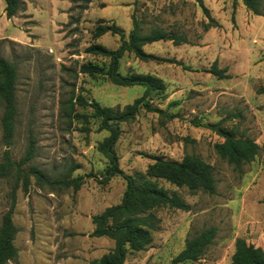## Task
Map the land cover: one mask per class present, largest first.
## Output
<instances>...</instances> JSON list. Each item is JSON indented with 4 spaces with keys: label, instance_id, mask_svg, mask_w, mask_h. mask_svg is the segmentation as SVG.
I'll use <instances>...</instances> for the list:
<instances>
[{
    "label": "rangeland",
    "instance_id": "1",
    "mask_svg": "<svg viewBox=\"0 0 264 264\" xmlns=\"http://www.w3.org/2000/svg\"><path fill=\"white\" fill-rule=\"evenodd\" d=\"M0 1V57L17 71L11 157L16 163L23 159L33 137L34 156L24 169L35 166L50 179L84 177L75 190L30 175L27 191L16 170L0 178V226L18 187L13 214L17 254L7 264H98L115 246L110 237L90 236L92 216L119 204L127 182L122 175L102 182L109 161L98 145L109 132L100 130L101 119L76 99L81 95L123 109L145 88L80 73L85 62L109 61L87 54L90 44L111 49L121 45L118 35L93 37L100 18L123 28L127 39L136 18L145 34L160 28L188 41L176 46L161 40L144 46L145 51L176 63L144 62L129 52L121 59L123 74L149 73L166 84L150 100L163 112L141 108L133 121L120 124L115 149L121 169L127 174L146 173L157 157L181 160L198 155L212 165L216 178L214 194L193 193L160 181L177 190L191 210L158 209L161 229L154 233L151 246L129 253L124 264H171L189 235L211 226L218 229L212 245L199 261L183 264H229L238 238L264 249V15L249 10L242 0H203L216 27L196 0L198 8L187 2L137 6V0H91L83 12L78 8L81 0H21V10L7 19L5 1ZM215 62L228 68L230 78L219 79L209 72ZM2 113L0 100V162L8 149L2 138ZM212 125L254 139L260 153L241 168L229 164L215 149L224 138ZM73 166L78 168L72 170Z\"/></svg>",
    "mask_w": 264,
    "mask_h": 264
},
{
    "label": "trees",
    "instance_id": "2",
    "mask_svg": "<svg viewBox=\"0 0 264 264\" xmlns=\"http://www.w3.org/2000/svg\"><path fill=\"white\" fill-rule=\"evenodd\" d=\"M7 19H11L21 10V0H4ZM83 5L79 9L83 12L88 9L91 0H81ZM157 1V0H137ZM202 7L204 13L211 19V26H218L213 19L203 0H196ZM245 6L257 15H264L261 0H242ZM134 27L126 38V32L116 23H110L100 18L93 30V37L98 38L104 34L111 33L120 36L121 45L117 49L108 48L100 43L90 44L85 52L87 54L101 56L108 59V63L100 64L89 61L80 66V73L95 77L106 76L112 83L120 86H142L144 94L135 99L132 104L126 105L123 109L117 107L103 106L95 99L88 100L78 96L76 101L80 106L93 109V116L101 119L100 130H106L109 135L98 145V150L108 159L105 179L122 175L127 182L122 201L117 205L106 208L102 213L92 216L94 229L91 237H107L115 242V246L108 253H105L98 261V264H124L129 253L147 250L152 242L155 232L161 229V220L157 214L158 209L173 208L190 211L191 205L183 198L177 190H170L160 184V181L174 184L177 188L186 187L190 192L199 190L214 194L216 192V178L213 167L210 163L198 155H186L181 160L157 157L155 162L149 166L146 173L127 174L120 167L119 155L115 149L122 129L120 124L133 121L139 114L141 108L150 111L159 110L151 103V94L165 90L166 84L160 77L149 73L123 74L120 71V62L126 53H134L135 56L144 61H167L176 63L171 59H165L153 53L145 51L144 46L161 41L170 40L174 44L188 43L187 38L169 34L160 28H154L150 33H143L136 18H133ZM209 24L205 25L208 29ZM184 68H189L183 63ZM210 73L219 79L230 78L228 68H220L215 62ZM16 67L3 57H0V100L3 113L1 125L3 140L8 149L4 152L3 160L0 162V178L8 177L15 170L23 178V188H29V177L34 175L38 181L48 184H56L63 187H72L75 190L81 188L84 177L50 179L46 174L35 166L24 169L23 165L29 162L34 156L35 140L31 138V144L26 156L16 163L11 157L10 146L15 134L16 119ZM77 118H86L84 114H76ZM200 125V123H198ZM212 129L224 138L222 142L215 144V149L222 159L236 168L251 163L260 153V145L252 138L245 135H238L232 130L212 125ZM78 166H73L75 170ZM71 170V171H72ZM89 176H94L90 174ZM14 187L11 198L12 204L3 215L0 226V264H7L17 254L15 246V235L17 228L13 221V214L16 205V190ZM218 233L215 226H211L189 235L185 240V247L173 258L171 264H183L199 261L206 250L214 242ZM229 264H264V249L244 238L235 241V251Z\"/></svg>",
    "mask_w": 264,
    "mask_h": 264
},
{
    "label": "crops",
    "instance_id": "3",
    "mask_svg": "<svg viewBox=\"0 0 264 264\" xmlns=\"http://www.w3.org/2000/svg\"><path fill=\"white\" fill-rule=\"evenodd\" d=\"M139 2H146L147 6L148 5H153V6H155V5H164V4H172L173 6H178L180 4L182 5L183 2H187L190 5L197 4L196 6L198 8V3L196 1H193V0H157V1H154V2H151V1H137V6H138Z\"/></svg>",
    "mask_w": 264,
    "mask_h": 264
}]
</instances>
